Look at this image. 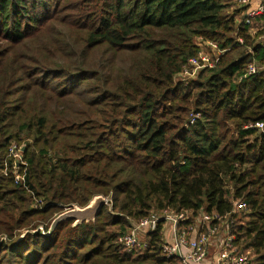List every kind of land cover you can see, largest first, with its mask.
I'll list each match as a JSON object with an SVG mask.
<instances>
[{"label":"trees","instance_id":"1","mask_svg":"<svg viewBox=\"0 0 264 264\" xmlns=\"http://www.w3.org/2000/svg\"><path fill=\"white\" fill-rule=\"evenodd\" d=\"M229 9L0 0V264H166L157 234L141 253L117 244L129 221L163 209L228 216L233 243L264 264V136L247 128L264 122V13L245 25V8ZM195 38L221 54L177 84ZM250 65L259 72L247 75ZM21 143L14 167L8 151ZM99 196L110 204L94 222L47 235ZM232 201L247 212L231 216Z\"/></svg>","mask_w":264,"mask_h":264},{"label":"built area","instance_id":"2","mask_svg":"<svg viewBox=\"0 0 264 264\" xmlns=\"http://www.w3.org/2000/svg\"><path fill=\"white\" fill-rule=\"evenodd\" d=\"M237 3L239 8H245V25H251L257 16L264 13V0H237ZM212 47L217 48L214 44ZM212 66L213 64H207V60L198 53L195 58L188 61V65L176 79L181 77L179 79L187 80L202 69ZM258 72L253 65L247 68V75ZM247 128H254L258 134L264 136V122L249 125ZM23 149V145L10 147L7 158L14 167L23 164ZM2 173L7 176L6 161ZM17 181L23 184L24 176L18 177ZM107 203L105 205H108ZM232 204L231 216L247 212L245 203L232 201ZM225 220L226 232L222 234L220 226ZM228 220V216L207 214L203 210L176 212L172 209H163L154 211L138 221H129L131 222L129 227L118 236L117 244L125 254L133 255L148 249L152 238L157 234L156 244L166 264H256L250 251L241 252L233 243L236 239L235 232ZM213 241H217L219 250L215 256H210L208 248Z\"/></svg>","mask_w":264,"mask_h":264},{"label":"rangeland","instance_id":"3","mask_svg":"<svg viewBox=\"0 0 264 264\" xmlns=\"http://www.w3.org/2000/svg\"><path fill=\"white\" fill-rule=\"evenodd\" d=\"M224 2L227 4V5H229V7H230V9H229V11H231V12H233L234 10H236V9H238L240 6L238 5V3H237V0H224ZM239 18V17H238ZM239 20V19H238ZM238 20L236 19V21L238 22ZM236 22V23H237ZM254 31H256V30H250L248 33L249 34H251V35H253L255 32ZM194 44L195 45H197V47H198V49H199V54H201V56L202 57H204L206 60H207V64H209V65H212L213 64V66H214V64H215V62H216V59L218 58V56L221 54V52L217 49V48H214V47H212V44H214L213 42H210V41H203L202 39H200V38H195L194 39ZM215 45V44H214ZM198 57H199V55H198ZM198 73V72H197ZM196 73V74H197ZM179 78H181V77H179ZM175 79V82L178 84H183L184 86H186V85H188L191 81H193V80H195L196 79V75L195 76H193V77H189V79H187V80H183V79ZM184 81H186V82H184ZM22 144H24V143H21L20 145H22ZM105 199V204L107 203V201H108V205H106V206H109V198H104ZM110 209V207H108V210ZM111 210V209H110ZM67 211H69V210H65L63 213H65V212H67ZM109 212V211H108ZM101 218H102V220H106V221H109V220H107V218L105 217V216H101ZM130 219V218H129ZM129 219H128V221H129ZM237 220L239 219V218H236ZM101 220V221H102ZM101 221H98L97 222V225L98 226H100L101 224H102V222ZM234 221H236V220H234ZM239 221V220H238ZM242 223H244L246 220L245 219H241L240 220ZM111 222V221H110ZM101 227H102V225H101ZM116 229H117V226L116 225H113V226H108V227H106V229L104 230L105 232H108V233H116ZM220 230H221V233L222 234H224L225 232H226V220L225 221H223V223L221 224V226H220ZM22 236H20V238H19V240L25 235V234H21ZM102 235V234H101ZM17 237H15V239H16ZM6 239H5V237H2V236H0V243L2 242V243H4V242H6L5 241ZM218 250H219V245H218V243H217V241H213V242H211V246L208 248V252H209V255L210 256H215L216 254H217V252H218ZM0 258H2V255L0 256ZM1 261H2V259H1ZM4 262H5V259L3 260V264H4Z\"/></svg>","mask_w":264,"mask_h":264},{"label":"water","instance_id":"4","mask_svg":"<svg viewBox=\"0 0 264 264\" xmlns=\"http://www.w3.org/2000/svg\"><path fill=\"white\" fill-rule=\"evenodd\" d=\"M103 206H105V199L99 196L95 197L85 208L73 207L69 211L60 214L54 219L47 235L52 234L56 227L65 221H73V227H77L83 223L94 222Z\"/></svg>","mask_w":264,"mask_h":264}]
</instances>
